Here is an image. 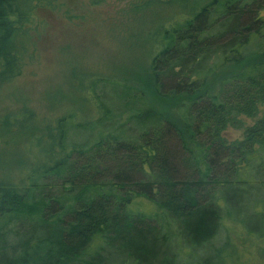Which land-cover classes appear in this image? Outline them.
Listing matches in <instances>:
<instances>
[{
	"label": "trees",
	"instance_id": "trees-1",
	"mask_svg": "<svg viewBox=\"0 0 264 264\" xmlns=\"http://www.w3.org/2000/svg\"><path fill=\"white\" fill-rule=\"evenodd\" d=\"M57 7L0 0V89L35 62L39 15ZM263 13L264 0H131L145 87L174 117L83 71L69 84L87 112L50 94L45 116L21 104L0 119L31 145L0 180V264H250V249L264 264V112L240 141L221 135L264 109Z\"/></svg>",
	"mask_w": 264,
	"mask_h": 264
},
{
	"label": "rangeland",
	"instance_id": "rangeland-1",
	"mask_svg": "<svg viewBox=\"0 0 264 264\" xmlns=\"http://www.w3.org/2000/svg\"><path fill=\"white\" fill-rule=\"evenodd\" d=\"M130 2L131 0H58L56 11L40 14L39 20L44 22L45 27L35 43L37 59L23 71L21 77L0 89V119L15 111L21 104L27 105L38 115L45 116L50 94H57L63 106L87 112L86 105L69 84L70 74L78 76L83 71L104 73L136 85L155 110L168 118L174 117L172 111L175 102L160 100L151 89L145 87L148 63L143 52L142 33L140 35L141 31H138V21L131 23V20L124 18ZM127 37L130 39L127 40ZM241 68L243 67L233 66L218 71L210 81V86ZM263 112L264 109L260 108L256 118L237 116L235 121L240 122L241 127L228 126L222 132V137L228 143L240 141L244 129L261 117ZM3 129L0 124V131ZM30 147L27 139L18 138L14 141L9 134H0V180L13 176L20 164L19 159L25 161L30 158ZM233 230V238L247 251L245 237L241 236L238 229ZM246 257L250 264L263 263L252 249L246 253Z\"/></svg>",
	"mask_w": 264,
	"mask_h": 264
}]
</instances>
